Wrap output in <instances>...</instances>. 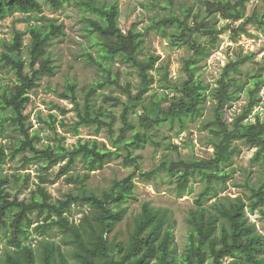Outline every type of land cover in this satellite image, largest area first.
Here are the masks:
<instances>
[{
	"label": "trees",
	"instance_id": "1",
	"mask_svg": "<svg viewBox=\"0 0 264 264\" xmlns=\"http://www.w3.org/2000/svg\"><path fill=\"white\" fill-rule=\"evenodd\" d=\"M44 1L55 10H61L66 4L79 1L89 14L86 18L87 34L99 36L95 38L96 44L101 48L102 59L109 62L121 59L137 69L141 78L140 90L132 96L130 107L144 106V113L139 117L142 130L130 121V107L122 115L123 126L118 137L114 136L112 122L95 116L92 96L104 88L107 81L119 85L116 78L109 77L91 85L84 109L78 112L76 129L78 131L81 125L93 123L99 129L105 124L115 150L100 147L97 140L81 142L73 150L66 148L61 141L56 146H38L40 136L36 131L31 132L27 126L30 113H26L25 109L31 102V92L40 85L42 77L55 73L53 60L48 56V48L54 37L65 34V26L50 20L47 25H35L29 29V69L24 60V36L27 33L17 31L13 40L6 45V51L0 54V61L16 76L15 84L10 89L6 88L0 96V113L4 116L7 112L5 120L22 135L14 154L30 152L29 160L47 161L50 165H56L61 158L68 157L69 161L61 168L58 177L68 174L78 158L82 159L87 170L94 171L111 159L122 156L126 162L135 166V170L121 179H115L110 188L100 194L83 190L81 194L69 193L64 199L53 201L47 189L39 185L29 201L9 200V193L5 190L9 179L4 174V163L8 155L6 149L0 147V232L11 229L8 243L12 247L7 249L4 261L0 260V264H37L34 249L25 243L30 235L29 225L33 221V212L44 215L45 222L37 226L42 234L56 227L72 237L73 256L77 264H261L259 256L264 253V239L253 234L247 209L253 212L257 207L264 206V176L257 185H249L252 193L250 204H246L242 198H236L228 203L215 202L211 208H206L204 199L208 197L209 191H215L214 180H225L228 177V173L223 169L233 162V144L237 140L257 148L254 159L261 163L264 173V100L259 96L264 87V70H255L251 76L242 80L237 76L245 73L241 68L244 61L232 62L225 68L218 86L211 88L205 84L199 76V65L210 57L211 47L217 44V31L210 30L212 37L209 44H199L193 40V35L198 29L206 27L205 20H194L192 25L190 11L185 10L184 18L173 16L156 23L165 28L173 27L169 38L172 44L188 45L192 50V55L184 67L187 79L181 89L182 96L168 107L152 100V108L149 109L144 103L145 94L152 80L150 70L155 67L160 56L150 54L144 59L140 58L145 40L138 31L122 30L118 3L107 6L98 0ZM249 1L251 0H207L205 5L210 15L219 14L232 20L245 19V22L258 23L264 27V12H254L251 16H246V3ZM169 3L172 5L173 0H169ZM43 11L41 0H0V20L16 13L39 15ZM246 73H249L248 70ZM69 89L74 94L76 86L71 84ZM125 91L129 95L132 94L129 85ZM242 92H245L248 105L243 115L230 124L224 117L225 107ZM208 98L214 102L211 126L215 136L213 157L190 161H163L150 171L143 170L142 156H134L133 149L152 142V131L166 122L170 125L177 123L185 129L188 121H195L203 113ZM71 100L77 104L75 97ZM259 106L263 112L257 110L253 115L254 120H246ZM131 130L133 134L131 139H128L127 135ZM122 148L126 153H122ZM160 171L177 177L180 191L187 187L192 176L199 174L207 179V187L196 200L197 207L190 213L191 228L188 243L182 254H178L173 248L175 235L169 216L170 210L156 208L148 202L142 204L141 212L135 218V226L128 243L110 238V234L125 219L127 207L124 204L137 199V174L148 181L154 179ZM69 179L84 183L73 175L69 176ZM81 202L89 206L90 212L83 213L77 222L71 213L73 205ZM227 260L230 261L226 263ZM44 264L70 263L60 248L47 243L44 245Z\"/></svg>",
	"mask_w": 264,
	"mask_h": 264
},
{
	"label": "rangeland",
	"instance_id": "2",
	"mask_svg": "<svg viewBox=\"0 0 264 264\" xmlns=\"http://www.w3.org/2000/svg\"><path fill=\"white\" fill-rule=\"evenodd\" d=\"M41 1L44 11L39 15L16 13L0 20V54L6 51V45L13 40L17 31L27 33L24 36V60L28 69L31 62L28 51L31 42L29 29L35 25H47L50 20L65 26V34L54 37L48 48V56L53 60L55 73L44 75L40 85L31 92V102L25 109L26 113H30L27 126L31 132L36 131L39 134L38 146H56L61 141L66 148L73 150L81 142L97 140L100 147L115 150L105 124L99 129L95 123L81 125L77 131L78 112L84 109L91 85L109 77L116 78L119 85L107 81L104 88L92 96V102L95 116L112 122L114 136L118 137L123 126L122 115L130 107L132 96L140 90L141 78L138 71L124 60L116 59L109 62L102 59L101 48L96 44L95 38L99 36L87 34L86 18L89 14L79 1L66 4L61 10H55L44 0ZM98 1L107 6L118 3L122 30L141 33L145 41L140 58L144 59L150 54L160 56L155 67L150 70L152 80L145 94L144 103L149 109L152 108V100L158 101L163 107H168L182 96L181 89L187 79L184 67L192 55V50L188 45L172 44L169 38L173 27L165 28L156 23L173 16L184 18L185 10L190 11L192 25L194 20H205L206 27L198 29L193 35V40L199 44H209L212 37L210 30L217 31L215 34L217 44L211 47L210 57L199 65V76L205 84L211 88L218 86L225 68L232 62L244 61L241 68L245 73L237 76L242 80L251 76L255 70H264V27L258 23L245 22V19L232 20L225 19L219 14L210 15L205 5L207 0H173L172 5L169 0ZM254 12L259 14L264 12V0H251L246 3V16H251ZM247 70L249 73H246ZM15 82V73L0 61V96ZM71 84L76 86L74 94L69 89ZM128 85L132 90L131 95L125 91ZM259 96L264 100V87ZM74 97L77 104L71 100ZM247 105L248 99L245 92H242L225 107L226 121L233 124L243 115ZM143 108V105H139L130 107L129 111L130 121L140 130L142 125L139 117L144 113ZM213 108L214 102L208 98L203 113L195 121H188L185 129L177 123L170 125L168 122L155 128L152 131V142L133 149L134 156H142L143 170L150 171L163 161L212 158L215 137L211 131ZM257 110L263 112L259 106L246 120H254L253 115ZM6 114L7 112L4 116ZM4 116L0 113V147H4L8 155L4 163V174L9 179L5 188L9 193V200L29 201L39 185L47 189L53 201L64 199L69 193L81 194L83 190L100 194L103 190L109 189L115 179H121L135 170V166L126 162L122 156L111 159L94 171L87 170L82 159L78 158L68 174L58 177L69 158L63 157L58 164L50 165L47 161L29 160L30 152L14 154L22 135L5 120ZM132 134L133 130L128 133L127 138L131 139ZM233 146L235 147L233 162L223 169L228 173V177L225 180L213 181L215 191H209L208 197L204 199L206 208H211L215 202L228 203L236 198H242L246 204H250L252 193L249 185H257L264 176L263 166L254 159L257 148L250 147L242 140L235 141ZM121 151L126 153L124 148ZM86 174H89L88 177H85ZM71 175L80 178L84 183L71 181L69 179ZM135 182L137 199L124 204L127 207L125 219L110 234V238L128 243L135 226V218L141 212L142 204L148 202L156 208L170 210L169 216L175 235L173 248L178 254H182L188 243L191 228L190 213L197 207L196 200L205 191L207 179L199 174L192 176L183 191L178 188L177 177H171L165 171H160L154 179L148 181L137 174ZM85 212H90V208L81 202L73 205L71 215L79 222V218ZM247 214L253 234L264 239V206L257 207L253 212L247 209ZM31 217L33 221L29 225L30 235L25 243L34 249L37 264H44V245L47 243L60 248L70 264H77L73 256L72 237L56 227L42 234L37 226L45 222L44 215L33 212ZM226 226L229 227L228 224ZM10 237L11 229L7 228L0 232L2 262L7 249L12 248L8 243ZM259 259L261 264H264V253L260 254Z\"/></svg>",
	"mask_w": 264,
	"mask_h": 264
}]
</instances>
